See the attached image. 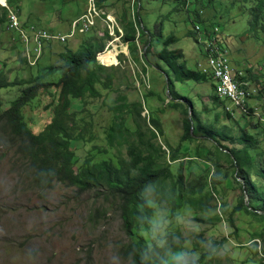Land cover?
Instances as JSON below:
<instances>
[{
    "label": "trees",
    "instance_id": "16d2710c",
    "mask_svg": "<svg viewBox=\"0 0 264 264\" xmlns=\"http://www.w3.org/2000/svg\"><path fill=\"white\" fill-rule=\"evenodd\" d=\"M96 1L99 7L106 9L120 4L115 15L123 31L121 39L128 43L133 54L141 42L143 55L148 60V52L159 41L160 24L155 23L152 28L147 26L137 0L133 10L131 0H116L113 4L108 0ZM175 1V9L184 10L186 19L193 25L186 31V36L197 42L200 38L205 39L204 55L207 56L210 47L215 48L216 44L225 50L227 45L220 37L221 28L215 21L223 16L216 10V5L222 4V0ZM20 2L8 0L9 7L0 5L1 23L8 20L10 9L19 10ZM231 4L238 11L236 17L247 19L244 33L264 41V0H232ZM205 9L213 11L211 17L205 16ZM80 36L83 39L79 48H64L59 53L60 62L49 64L42 74L33 71L29 78L13 76L11 79L5 69H0V90L17 86L19 91L10 106L0 111V130L6 135L7 144L25 160L34 181L42 187L60 182L80 192H94L114 206L129 239L124 251L131 264H206L207 254L204 248L198 247V243L190 246L169 238L177 234L176 226L187 212L208 210L216 194L228 199L227 180H232V188L238 196L230 205L223 202L220 206L229 224L233 226L235 214H246L258 222L264 221V77L260 81L250 74L249 69H244L243 73L234 68V77L248 84L253 82L256 94L253 103L248 104V111L228 109L229 103L216 94L213 77L189 67L184 51L170 48L177 42V36L168 34L162 40L163 48L157 50L156 55L172 70V75L166 74L170 98L166 105L184 114L183 132L178 144L166 145L169 161L178 162L172 167L170 163L164 164L167 152L155 141L159 135L164 136L161 120L152 116L148 123L142 116L144 97L137 92L132 98L121 93L117 102L106 103L105 95L113 89L116 75V66L108 68L97 59L98 52L105 49L111 38L106 27L102 30L95 27ZM13 46L21 50L17 41ZM19 60L30 67L38 62L30 64L23 55ZM2 66H7V63ZM49 75H57L58 78L46 80ZM176 81H212L215 90L211 95L213 108L205 106L198 110L191 96L176 91ZM41 95L50 98L46 108L52 109V117L36 133L23 113L24 108ZM150 95L153 93L149 91L146 97ZM74 99L80 100L76 104L78 108L73 103ZM257 99L263 103L258 109L255 108ZM101 110L106 116L105 121L99 122L98 112ZM236 112L242 114L235 117ZM106 121L107 125L104 124ZM101 128L103 130L99 132ZM100 139L106 146L99 143ZM194 141L204 147L208 142L213 148L206 150V158L212 164L205 166L211 171L209 183L201 181V176L188 178L183 165L179 164L180 159L188 156L189 142ZM88 144L90 147L78 165L77 150ZM124 146L125 154L119 149ZM217 154L227 157L228 169H224ZM208 185L211 190L207 189ZM157 203L164 204L161 209L165 213L156 210ZM157 223L166 224L162 226L164 232L158 239L160 243H166L165 246L155 243L149 236L157 228ZM220 245L221 240H214L210 253L214 254L215 247ZM188 252L193 254L191 259L187 258ZM256 261L264 264V254Z\"/></svg>",
    "mask_w": 264,
    "mask_h": 264
},
{
    "label": "rangeland",
    "instance_id": "374dc122",
    "mask_svg": "<svg viewBox=\"0 0 264 264\" xmlns=\"http://www.w3.org/2000/svg\"><path fill=\"white\" fill-rule=\"evenodd\" d=\"M115 1L107 2L113 4ZM134 1H130L132 10L135 7ZM222 1V4L216 5V10L223 16L215 21L221 28L219 35L227 45L225 51L229 54L234 68L241 71L249 69L251 75L262 81L264 41L244 33L247 19L235 16L238 11L232 7V0ZM84 2L85 0H21L19 10L15 9L21 22L34 23L49 31L66 34L70 32L73 20L85 11ZM139 2L147 26L152 28L155 23L160 24L159 41L148 52V60L143 55L144 47L141 42L135 54L130 52L128 43L123 39L114 42L120 45L119 50L127 48V53L120 51L118 58L114 55L108 63L105 62L107 65L104 64L108 68L116 66L115 84L113 89L106 93L105 100L107 104L117 102L121 93H126L132 98L137 92L144 97L142 116L148 123L152 116L161 120L164 136L159 135L155 141L167 152L164 164L170 163L175 167L178 162L169 161L170 153L166 145L178 144L183 132L184 114L181 110H174L166 105L170 99L167 95L166 74L172 75V70L159 59L156 52L163 48L162 40L173 33L178 39L170 48L182 49L187 65L198 69V62L206 61V55L203 54L206 53V41L200 38L197 42L191 36H186V31L192 29L193 25L186 19L184 10L175 9V0H137L138 5ZM119 9L120 4L116 3V8L109 10L117 14ZM203 11L208 17L213 13L210 9ZM7 21L0 22V69H5L11 79L13 76L29 78L33 71L42 74L49 64L60 62L59 53L64 48L77 50L83 39L77 35L64 44L45 43L37 65L30 67L19 60L20 55H24V47L22 49L18 36L9 28ZM95 26L99 30L104 28L102 22ZM16 41L18 48L22 50L18 51L13 46ZM97 59L101 62V55H97ZM4 62L7 63L5 67L2 66ZM57 78V75H49L46 80ZM248 86L252 88L255 84L249 82ZM175 89L181 95L191 96L198 110L204 109L205 106L208 109L213 108L211 95L215 90L212 81H176ZM149 91L153 95L146 97ZM18 94L17 86L1 88L0 111L8 108ZM48 102L50 98L41 95L24 108L23 115L36 133L51 120L52 109L46 108ZM78 102L80 100H73L75 105ZM99 103L104 104L103 101ZM261 104L262 101L257 99L255 106L261 108ZM240 114L242 113L236 112L235 117ZM105 116L106 113L99 111V122L105 121ZM139 120L145 124L142 119ZM129 121L133 126L131 119ZM107 123L106 121L104 124ZM102 130L101 128L98 131ZM99 143L105 144L103 139H100ZM205 145L206 147L202 146L198 141L189 142L188 156L180 159L179 164L183 165L188 178L201 176V181L209 183L211 171L205 166L210 167L212 164L206 158V150L212 146L208 142ZM89 147L90 144L81 147L82 149L78 148V165ZM119 149L123 154L126 153L125 146ZM217 159L224 169H228L230 163L226 156L217 154ZM30 173L25 160L14 147L7 144L6 135L0 130V264H131L124 251L129 239L114 206L94 192H80L75 187L60 182H55L51 187H42L34 181ZM226 184L228 199L216 194L208 210L187 212L176 226L177 234L169 240L183 241L185 245L190 246L198 243V247L204 248L207 254L206 264H258L256 260L264 254V221L258 222L246 214H235L231 226L220 206L223 202L230 205L238 196L237 191L232 188V180H227ZM207 189L211 190L210 185ZM163 205H155L156 210H160L162 214L165 213L161 209ZM157 224V228L150 232L149 236L155 243L165 246L167 244L160 243L158 239L164 232L162 226L166 224ZM214 240H221L222 245L215 247V253L212 254L209 248ZM192 256L191 252L187 253L188 259Z\"/></svg>",
    "mask_w": 264,
    "mask_h": 264
},
{
    "label": "built area",
    "instance_id": "2783aa9c",
    "mask_svg": "<svg viewBox=\"0 0 264 264\" xmlns=\"http://www.w3.org/2000/svg\"><path fill=\"white\" fill-rule=\"evenodd\" d=\"M0 3L8 7L7 0L0 1ZM7 22H9V28H11L12 32L18 36L22 47H24V55L30 64H35L41 57L45 43L50 41L65 43L77 35L89 33L99 22H102L104 28L106 27L111 38L108 40L105 50L98 52L97 55H101L102 52L113 48L116 49L117 58L120 51L127 53V48L119 50L118 47L120 45L118 43L114 44V42L120 41L123 35L115 13L99 7L96 0H87L85 11L77 19L73 20L72 24H70V32L66 34L52 32L32 23L24 24L18 14L11 9L8 12ZM215 30L218 32L219 28L216 27ZM205 59V62H198V70L205 75L213 77L216 83V94L229 103L228 109L234 108L248 111V104H252L256 89L249 88L247 82L240 81L234 77V67L227 51H222L216 44L215 48L210 47ZM100 60L102 64L107 65L103 59ZM255 108L258 109V107Z\"/></svg>",
    "mask_w": 264,
    "mask_h": 264
},
{
    "label": "bare ground",
    "instance_id": "6f19581e",
    "mask_svg": "<svg viewBox=\"0 0 264 264\" xmlns=\"http://www.w3.org/2000/svg\"><path fill=\"white\" fill-rule=\"evenodd\" d=\"M3 1V0H1ZM126 48V47H125ZM114 55H117L116 49H108L101 54V58L103 59L104 62L108 63L111 58L114 57Z\"/></svg>",
    "mask_w": 264,
    "mask_h": 264
},
{
    "label": "clouds",
    "instance_id": "9594fccd",
    "mask_svg": "<svg viewBox=\"0 0 264 264\" xmlns=\"http://www.w3.org/2000/svg\"><path fill=\"white\" fill-rule=\"evenodd\" d=\"M0 5H2L1 3H0ZM8 5V4H7ZM3 6V5H2ZM9 7V6H8ZM16 13H17V11H15ZM18 14V13H17ZM19 16V15H18ZM20 18V17H19ZM7 19H8V14H7ZM22 23H24V24H27L26 22H22ZM32 24H34V23H32ZM22 50V49H21ZM43 52V51H42ZM24 57H25V55H23ZM26 58V57H25ZM253 88V87H252ZM254 101V100H253ZM253 101H252V103H253Z\"/></svg>",
    "mask_w": 264,
    "mask_h": 264
},
{
    "label": "crops",
    "instance_id": "0c3cea01",
    "mask_svg": "<svg viewBox=\"0 0 264 264\" xmlns=\"http://www.w3.org/2000/svg\"><path fill=\"white\" fill-rule=\"evenodd\" d=\"M85 2H87V0H85ZM85 2H84V4H85ZM83 8L85 9V6H84ZM84 9H83V11H84ZM83 11H82V12H83ZM75 18H76V17H75ZM63 44H64V43H63Z\"/></svg>",
    "mask_w": 264,
    "mask_h": 264
}]
</instances>
